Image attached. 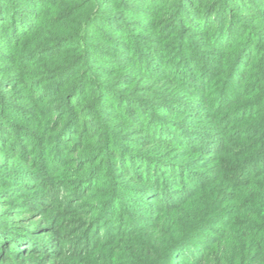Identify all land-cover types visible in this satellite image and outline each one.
<instances>
[{
  "label": "trees",
  "instance_id": "obj_1",
  "mask_svg": "<svg viewBox=\"0 0 264 264\" xmlns=\"http://www.w3.org/2000/svg\"><path fill=\"white\" fill-rule=\"evenodd\" d=\"M0 264H264V0H0Z\"/></svg>",
  "mask_w": 264,
  "mask_h": 264
}]
</instances>
